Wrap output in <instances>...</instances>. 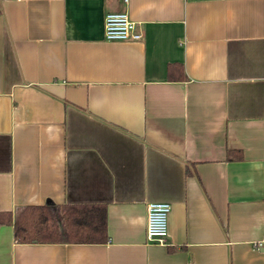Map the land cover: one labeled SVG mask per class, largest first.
Masks as SVG:
<instances>
[{"label": "crops", "instance_id": "0c3cea01", "mask_svg": "<svg viewBox=\"0 0 264 264\" xmlns=\"http://www.w3.org/2000/svg\"><path fill=\"white\" fill-rule=\"evenodd\" d=\"M122 6L0 0V215L99 203L107 233L17 241L0 220V264H264V0H127L140 36L104 39Z\"/></svg>", "mask_w": 264, "mask_h": 264}, {"label": "trees", "instance_id": "16d2710c", "mask_svg": "<svg viewBox=\"0 0 264 264\" xmlns=\"http://www.w3.org/2000/svg\"><path fill=\"white\" fill-rule=\"evenodd\" d=\"M104 216V205L99 203L43 202L19 206L12 215L2 211L0 220L11 224V234L17 241L101 242L107 235Z\"/></svg>", "mask_w": 264, "mask_h": 264}, {"label": "built area", "instance_id": "2783aa9c", "mask_svg": "<svg viewBox=\"0 0 264 264\" xmlns=\"http://www.w3.org/2000/svg\"><path fill=\"white\" fill-rule=\"evenodd\" d=\"M123 6L115 9H105L102 14V37L108 40H132L140 36V31L133 19H130L124 5L127 0H121ZM169 203L165 200L153 199L145 205L144 232L148 240L166 244V212Z\"/></svg>", "mask_w": 264, "mask_h": 264}]
</instances>
